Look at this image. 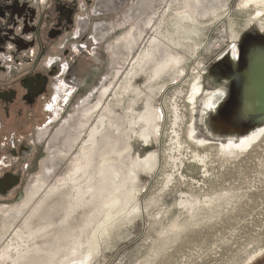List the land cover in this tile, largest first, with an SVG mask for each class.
Wrapping results in <instances>:
<instances>
[{
	"label": "rangeland",
	"instance_id": "rangeland-1",
	"mask_svg": "<svg viewBox=\"0 0 264 264\" xmlns=\"http://www.w3.org/2000/svg\"><path fill=\"white\" fill-rule=\"evenodd\" d=\"M100 1L39 0L47 25L38 71L61 58L63 83L50 88L48 112L40 106L29 115L28 124L33 118L39 130L50 129L32 139L35 154L21 186L0 198L8 210L0 214V255L9 250L0 264H258L264 133L243 149L224 146L230 140L217 138L208 122L217 108L206 109L204 79L210 63L233 54L247 32L264 33V1L122 0L106 13ZM133 36H141L136 45ZM104 87L102 108L86 128L103 118L95 146L83 144L79 123L59 132L79 103L91 96V109ZM148 114L152 128L142 118ZM8 123L0 119L4 136L15 131ZM23 200L17 217L9 210Z\"/></svg>",
	"mask_w": 264,
	"mask_h": 264
},
{
	"label": "flooded vegetation",
	"instance_id": "flooded-vegetation-1",
	"mask_svg": "<svg viewBox=\"0 0 264 264\" xmlns=\"http://www.w3.org/2000/svg\"><path fill=\"white\" fill-rule=\"evenodd\" d=\"M41 5L39 0H0V119L8 121V124L12 120L11 124L16 125L15 131H9L8 136L3 135L5 128L0 125V135L5 140L2 150L6 152L4 156L0 155L1 199H10L21 186L28 171L27 160L35 154L32 139L35 137L39 142L38 136L45 129L35 127L32 115V123L28 124L29 115L40 106L42 114L48 112L52 103L47 106L44 102L53 93L50 95L49 90L57 92L63 83L60 80L61 58L50 59V69L44 74L38 71L45 57L47 25ZM54 32H49V39L61 35L59 29ZM235 47L233 54L227 51L210 63L204 79L205 93L220 95L217 109L208 114V122L222 141H237L264 127L263 116H241L240 98L243 85L252 81L253 56L264 50V33L251 30ZM53 80L57 84L52 87ZM54 108H57V103ZM258 264H264V260Z\"/></svg>",
	"mask_w": 264,
	"mask_h": 264
},
{
	"label": "bare ground",
	"instance_id": "bare-ground-1",
	"mask_svg": "<svg viewBox=\"0 0 264 264\" xmlns=\"http://www.w3.org/2000/svg\"><path fill=\"white\" fill-rule=\"evenodd\" d=\"M122 0H101L100 1V3L98 4V6H99V10H101L102 11V13H106V11H107V9H111V7L112 8H114V9H117V10H119L121 7H123V5H122V3H120ZM128 1V0H127ZM127 1L125 2V4H127ZM264 1V0H263ZM139 2L140 1H138L137 2V4H139ZM264 3V2H263ZM263 3L261 4V5H263ZM135 4V3H134ZM103 9V10H102ZM263 11V10H262ZM260 13H262V12H260ZM264 13V12H263ZM263 16H264V14H262ZM262 16V17H263ZM259 18H260V16H258ZM257 17V18H258ZM261 21V20H260ZM85 23L86 24H88L89 23V20L87 21H85ZM108 24V23H107ZM123 24V23H122ZM110 25V24H109ZM108 25V26H109ZM263 25V24H262ZM261 25V26H262ZM119 27V26H118ZM118 27H116V28H118ZM134 27V26H133ZM122 28H124V27H122ZM145 28V27H144ZM149 28V27H148ZM263 28H264V26H263ZM134 29V28H133ZM113 30V29H112ZM132 30V29H131ZM139 30V29H138ZM140 30H141V27H140ZM139 34H140V32H138ZM142 33H143V31H142ZM139 34H137V35H139ZM134 35H135V33H134ZM129 36V35H128ZM142 36V35H141ZM141 36H138V37H141ZM134 37V36H133ZM132 37V38H133ZM137 36L136 37H134L133 39H132V42H131V44L132 45H136L137 44V42H138V38ZM123 41V40H122ZM121 41L119 40L117 43H120ZM126 43V42H125ZM130 44V45H131ZM129 46V45H128ZM131 47V46H130ZM130 47H128L127 48V50H128V53H130V54H132L133 52H134V50L132 49V48H130ZM235 50H236V47H235ZM170 51V50H169ZM233 52V51H232ZM237 54V53H236ZM236 56V55H235ZM145 57V56H144ZM175 57V56H174ZM237 57V56H236ZM233 59H234V57H233ZM167 61V60H166ZM133 62V61H132ZM165 62V61H164ZM163 62V63H164ZM167 62H169V61H167ZM163 63L161 64V65H163ZM166 63V62H165ZM168 64V63H167ZM166 65V64H165ZM67 69L69 68L68 66L66 67ZM159 69H160V66L158 67ZM164 68V67H163ZM162 68V69H163ZM164 69H166V67L164 68ZM148 70V69H147ZM161 70V69H160ZM159 70V71H160ZM68 71V70H67ZM66 71V72H67ZM163 71V70H162ZM155 74H156V72H155ZM199 84V83H198ZM198 84H197V86H196V88H198ZM196 85V84H195ZM200 86V85H199ZM202 88V87H201ZM72 90L74 91V87L72 88ZM199 90V89H198ZM95 92V91H94ZM197 92V91H196ZM199 92H201V91H199ZM198 92V93H199ZM74 92H72V94H73ZM71 94V95H72ZM108 94V89H107V87H104L103 88V90H100V91H98V92H96L95 93V95H96V98H95V101H96V103H95V105L91 108V109H87V106H89V104H90V102H91V100H92V98H91V96H87L81 103H79V105H78V107L77 108H75V112H74V114H72V115H70L71 117H70V119L69 120H67L65 123L67 124V126L66 125H64V126H61V128H59L58 130H59V132L60 131H62V130H65V129H67V127L68 126H72V125H75L76 123L78 124L79 123V127H78V129H79V131L81 132V133H84L85 134V132H86V135H85V137H84V139H83V144L85 145H87V142L89 143V145H91V146H95V143L97 142V139L99 138V136L102 134V127H103V118L101 119V120H98L99 121V123L97 122V126H96V128H88V130L86 131V128L88 127V122L90 121V119H92V117H93V114H95L97 111H99V110H101V108H102V104L104 103L103 101L105 100V97H106V95ZM193 94V93H192ZM202 94V93H201ZM223 94V93H222ZM92 95V94H91ZM201 96V95H200ZM219 97H220V95L217 93L216 95H214V96H211L208 100H207V102H206V105H208L209 106V108H206V109H212L216 104H217V100L219 99ZM197 97L195 96V95H192L191 96V101L193 102L194 101V103H196L197 102V99H196ZM70 98L68 97V100H69ZM222 99V98H221ZM219 103V102H218ZM66 105V104H65ZM65 105L64 106H62V107H60V108H58V110H56V113H55V115H56V118H59L60 117V114L62 113V112H64L65 110ZM218 106V105H217ZM80 108H82V109H80ZM84 108V109H83ZM84 117L86 120L88 119V121H86L85 123H81V121H80V117ZM158 117V116H157ZM144 120H145V123L148 125V126H150L151 128H152V117H150L149 116V114L148 115H144L143 117H142ZM161 118V117H160ZM79 119V120H78ZM159 120V119H158ZM72 124V125H71ZM155 127H157L158 128V125H155ZM76 128V127H75ZM50 128L49 127H46L43 131H41V133L39 134L40 136L39 137H41V139H43L45 136H46V133H47V131L49 130ZM74 129V128H73ZM77 129V130H78ZM85 129V130H84ZM159 129V128H158ZM158 129H157V131H158ZM75 130V129H74ZM155 130L156 129H154V132H155ZM160 130V129H159ZM194 130V129H193ZM70 131V130H69ZM156 131V132H157ZM72 131H70V133H71ZM195 132V131H194ZM88 133H89V135H88ZM263 133H264V127L263 128H260V129H258V130H256V131H254L253 133H251L250 135H248V136H246V137H244V138H242V139H240V140H230L229 142H227L226 144H224V146H232V147H234L235 149H243V148H246V147H249V146H252L253 144H255L257 141H258V139L263 135ZM69 134V133H68ZM80 134V133H79ZM84 134H82L81 136H84ZM71 135V134H70ZM157 135V133L155 134V136ZM54 136H58V134L56 135H54ZM68 136V135H67ZM149 137V136H148ZM70 138V137H69ZM75 138V137H74ZM76 138H78V137H76ZM82 138V137H81ZM150 138V137H149ZM54 139L55 140H57V138L56 137H54ZM53 139V140H54ZM76 139H74V141H75ZM197 140H198V138H197ZM147 141H148V138H147ZM76 142H78V141H76ZM76 142H75V144H76ZM200 142V141H199ZM203 142L206 144V146H208L209 144H211V142L210 141H207V140H203ZM146 143V142H145ZM197 143V142H196ZM259 143V142H258ZM257 143V144H258ZM82 144V145H83ZM147 145H148V143H146ZM150 144V143H149ZM222 144V143H221ZM147 145H145V146H147ZM223 145V144H222ZM90 146V147H91ZM200 146V145H199ZM87 147H88V145H87ZM254 147V146H253ZM224 149V148H223ZM251 150V149H250ZM48 151V150H47ZM45 162H43L42 164H44ZM64 180V179H63ZM59 182V181H58ZM47 200H48V198H47ZM22 204H25V201L23 200L20 204H18L17 206H14V207H11V209L9 210V211H12V212H14V214L17 216V217H19L20 215H21V213H22V211H23V207H24V205H22ZM45 204V203H44ZM46 205V204H45ZM38 209H39V207H38ZM44 209H46V208H44ZM5 210H6V208H4V207H2V208H0V214H3L4 212H5ZM43 210V209H42ZM7 212H8V210H6ZM45 212V211H44ZM37 215V214H36ZM9 247V246H8ZM12 248V247H11ZM13 249V248H12ZM11 250V249H10ZM8 251L9 250H7L6 252H4L2 255H0V261H6L7 260V254H9L8 253ZM13 251V250H12ZM16 251H18V250H16ZM16 251H14V253L16 252ZM56 251V253H57V256H59L58 255V250H55ZM67 252H66V255H70V252H71V249H70V247L66 250ZM57 256L55 257V259L57 258ZM59 260V259H58ZM74 260V259H73ZM72 260V261H73ZM16 262V261H15ZM45 263V262H44ZM68 264H72V262L70 261Z\"/></svg>",
	"mask_w": 264,
	"mask_h": 264
},
{
	"label": "water",
	"instance_id": "water-1",
	"mask_svg": "<svg viewBox=\"0 0 264 264\" xmlns=\"http://www.w3.org/2000/svg\"><path fill=\"white\" fill-rule=\"evenodd\" d=\"M252 63V81H247L241 91V116L264 118V50L253 56Z\"/></svg>",
	"mask_w": 264,
	"mask_h": 264
}]
</instances>
